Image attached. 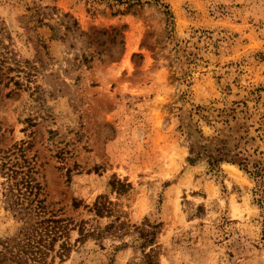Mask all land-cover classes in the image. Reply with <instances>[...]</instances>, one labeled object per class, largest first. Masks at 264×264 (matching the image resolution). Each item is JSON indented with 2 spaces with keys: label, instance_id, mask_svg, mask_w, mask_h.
<instances>
[{
  "label": "rangeland",
  "instance_id": "1",
  "mask_svg": "<svg viewBox=\"0 0 264 264\" xmlns=\"http://www.w3.org/2000/svg\"><path fill=\"white\" fill-rule=\"evenodd\" d=\"M139 1L0 0V264H264V0Z\"/></svg>",
  "mask_w": 264,
  "mask_h": 264
},
{
  "label": "trees",
  "instance_id": "2",
  "mask_svg": "<svg viewBox=\"0 0 264 264\" xmlns=\"http://www.w3.org/2000/svg\"><path fill=\"white\" fill-rule=\"evenodd\" d=\"M138 2L140 3V1L138 0ZM132 6V5H131ZM130 6V7H131ZM17 172H13L12 174H10V179L11 177H14L16 175ZM22 184V185H20ZM25 189V190H24ZM38 193H39V186L38 184L34 183L32 179L24 178L22 177L21 179V183L19 182H10L9 186L7 188V193H6V198H8L10 207H13L15 209H17V206L19 203H21L20 201L22 199L25 198V196L28 195H32L34 194L35 197H38ZM41 201L38 200V208H41ZM100 206V207H99ZM98 209H101V205H98ZM24 210L23 206L21 208H19V212L21 213ZM54 222H61L62 220H53ZM39 244L37 245V252H41L42 254L44 253L43 247L47 246L45 243V240L43 239V237L40 238L39 240ZM30 245V244H29ZM30 247H33L32 245H30ZM43 255H41L40 257H35V260L38 261L40 264L43 263Z\"/></svg>",
  "mask_w": 264,
  "mask_h": 264
}]
</instances>
